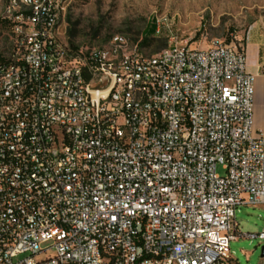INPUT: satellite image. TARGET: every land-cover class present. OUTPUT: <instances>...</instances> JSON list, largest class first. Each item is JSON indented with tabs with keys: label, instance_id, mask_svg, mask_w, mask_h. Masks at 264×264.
<instances>
[{
	"label": "built area",
	"instance_id": "1",
	"mask_svg": "<svg viewBox=\"0 0 264 264\" xmlns=\"http://www.w3.org/2000/svg\"><path fill=\"white\" fill-rule=\"evenodd\" d=\"M66 8L48 0L26 14L6 0L1 10L13 21L2 36L20 48L11 78L0 67V264L234 259L236 210L264 209V132L244 46L191 47L169 20L156 59L116 34L113 48L73 46L60 31ZM16 13L32 17L27 32Z\"/></svg>",
	"mask_w": 264,
	"mask_h": 264
},
{
	"label": "rangeland",
	"instance_id": "2",
	"mask_svg": "<svg viewBox=\"0 0 264 264\" xmlns=\"http://www.w3.org/2000/svg\"><path fill=\"white\" fill-rule=\"evenodd\" d=\"M5 4L6 0H0V14ZM160 16L167 17L158 18L160 31L147 34L146 28L155 26V19ZM168 20L174 33L189 39L191 47H206L214 41L244 46L251 28L264 24V0H69L60 31L73 46L88 43L103 46L113 35L124 34L132 43L141 41L142 53L151 56L169 44V27L165 25ZM3 21L0 47H6L7 42L2 30L9 29ZM217 172L225 173L221 165L217 166ZM235 220L237 239L230 243L234 259L226 264H264L261 256L264 239L257 236L264 232L263 207L241 205Z\"/></svg>",
	"mask_w": 264,
	"mask_h": 264
},
{
	"label": "bare ground",
	"instance_id": "3",
	"mask_svg": "<svg viewBox=\"0 0 264 264\" xmlns=\"http://www.w3.org/2000/svg\"><path fill=\"white\" fill-rule=\"evenodd\" d=\"M61 2L62 0H51V5H58ZM13 4L15 5V9H17L20 12H26V14H35L36 9H39V11L48 10V0H13ZM2 20L6 21L5 18H2ZM6 22L9 26V29L7 30L13 29V21H6ZM160 23H161L160 20H158L157 32L160 31ZM165 25L169 27L168 24ZM15 26H18V32H27L28 26H32V17H25V13H16ZM116 36L122 38L124 45L134 44L130 42L124 34H116ZM169 39H170V29L168 28V42ZM6 47H7V53H0V67L6 66V69H2L1 71V78L12 77V71L15 70V63H8L9 55H14V49L20 48V41H11V44H9V39H7ZM167 47L168 45L154 55L151 56L147 55L148 59H156V57L161 56V54L165 53ZM106 48H113V41H108L106 43ZM105 58H114V49H105ZM81 94L82 97L91 96V88L89 84L81 85Z\"/></svg>",
	"mask_w": 264,
	"mask_h": 264
},
{
	"label": "crops",
	"instance_id": "4",
	"mask_svg": "<svg viewBox=\"0 0 264 264\" xmlns=\"http://www.w3.org/2000/svg\"><path fill=\"white\" fill-rule=\"evenodd\" d=\"M248 70L255 75L254 126L264 132V24H255L245 41Z\"/></svg>",
	"mask_w": 264,
	"mask_h": 264
},
{
	"label": "trees",
	"instance_id": "5",
	"mask_svg": "<svg viewBox=\"0 0 264 264\" xmlns=\"http://www.w3.org/2000/svg\"><path fill=\"white\" fill-rule=\"evenodd\" d=\"M2 21V20H1ZM0 21V22H1ZM4 22V21H3ZM6 23V22H5ZM2 24V23H1ZM146 32L147 34H152L154 32V25H151L149 28H146ZM146 38H148V36L146 35Z\"/></svg>",
	"mask_w": 264,
	"mask_h": 264
},
{
	"label": "water",
	"instance_id": "6",
	"mask_svg": "<svg viewBox=\"0 0 264 264\" xmlns=\"http://www.w3.org/2000/svg\"><path fill=\"white\" fill-rule=\"evenodd\" d=\"M261 256L264 257V245L261 248Z\"/></svg>",
	"mask_w": 264,
	"mask_h": 264
}]
</instances>
